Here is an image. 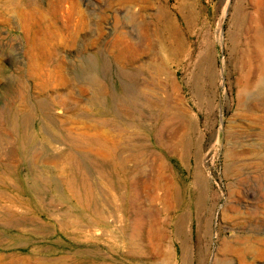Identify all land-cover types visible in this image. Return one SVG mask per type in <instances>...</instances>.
<instances>
[{
	"label": "rangeland",
	"instance_id": "374dc122",
	"mask_svg": "<svg viewBox=\"0 0 264 264\" xmlns=\"http://www.w3.org/2000/svg\"><path fill=\"white\" fill-rule=\"evenodd\" d=\"M248 29L264 37V0H0V162L26 180L18 190L0 185V192L20 197L26 204L20 212L47 228L38 235L1 227L8 242L0 246V264H264V90L253 85L240 94L251 68L239 61L240 48L256 36ZM166 39L179 47L177 57ZM99 61L107 72L96 89L81 81V73L88 66L94 71ZM126 71L139 80L158 77L155 113L167 105L178 120L165 130L166 138L177 137V150L164 152L153 139L154 121L143 128L123 117L120 98L135 88ZM97 91L115 105L118 123L98 116ZM61 99L63 109L53 114L57 127L116 144L111 154L95 149L92 140L84 150L109 167L126 161L122 168L137 183L136 191L115 192L95 175L110 202L103 215L80 219L78 233L57 224L83 208L55 198L65 189L60 150L44 139L51 112L38 113L27 146L41 148L31 160L52 181L41 193L43 211L35 209L29 167L13 155L18 141L11 116ZM148 105L136 107L140 118ZM156 174L165 181L153 190ZM132 196L139 198L135 212Z\"/></svg>",
	"mask_w": 264,
	"mask_h": 264
},
{
	"label": "bare ground",
	"instance_id": "6f19581e",
	"mask_svg": "<svg viewBox=\"0 0 264 264\" xmlns=\"http://www.w3.org/2000/svg\"><path fill=\"white\" fill-rule=\"evenodd\" d=\"M115 26H121V21L119 19H116ZM164 28L165 31L172 37L173 26L170 24H166ZM248 32H256V36L254 37V40H251L250 44L246 43L244 45V48H240L241 53L239 61H241L242 59L244 62L247 63V67L251 66V68H249V70L245 72L243 82L242 84H240L241 95H248V91L253 85L263 87L264 90V37L262 38V36L259 35L258 31L256 30L253 31L251 29H248ZM149 34H147V39L149 40H147V42L150 47L153 45L151 42V35ZM164 42V46L171 52L172 55L177 57V52L180 51L179 47H174V45L168 39H166ZM159 45L161 46L162 44ZM128 47H132V44L130 42L128 43ZM119 55H121V53H119ZM160 70L161 66H158L157 70L154 71V73L159 74ZM106 72V63L104 61H99V63L95 66L94 71L93 67L89 68L88 66V69L84 70L81 73V81L93 88L96 87V89H98L99 85L101 84V78L106 76ZM124 78H126V80H128L132 86H135V88H132L130 90V96L120 98L122 103L121 108L125 113L123 117L125 119H128L129 121H134L143 128L146 121H154L156 124L152 126L150 132L152 134L153 139L161 146L164 152L167 150H177L179 147L178 141L175 140V138L177 137L170 136L166 138L165 130L170 127H173L176 124L175 122L178 120L176 119V117H173L171 115L167 105H165V108L163 110H160L159 115L155 113V108L158 107V101L156 91H154L153 89L162 88L161 82L159 81L158 77L155 76L152 78L150 76L145 80H139L137 75L127 72V74H124ZM65 102V100L61 99L59 103L52 105L49 102L40 101L37 102L36 105L32 106V109L28 112V114L20 116V113H15L11 116V123L14 132H16L18 141L13 155L22 158V163L29 167V170L31 171L29 179L35 185L31 187L30 192L33 196H35L34 201L35 203H37L36 207L33 204L32 206L35 207V209L37 210H42V204L44 202L41 193L42 191L47 189V187L51 186L52 181L48 177H44L39 174L38 169L35 168V164L32 161L35 160V157L40 154L39 151L41 148H32L31 151H28L27 146L33 138L31 124L33 121L36 120L38 113H43L46 111L49 113L51 112L48 115L49 117H46V119H44L46 120L47 126H49L48 128L51 132H47L46 130H44V139L48 142L50 147H57H55V151H57V154L60 150L59 156L62 164L61 168L63 176L62 178H60L59 183L60 186L65 189V194L58 191V194L55 198L58 197L65 200L72 199L78 206H81L83 208V210L78 211V213H65L63 215L62 221H59V223L57 224L63 231L78 233L79 231L84 229L80 224V219L84 218L89 220L92 219L94 216L103 215L106 207L105 204L110 202L106 195L105 197H103V191L105 190L100 189L99 185L94 183L93 177L95 175L101 176L103 181H105L106 186L112 188L115 192H118L123 188L124 190L131 189L136 191L135 189H137V183L135 177L127 169L122 168L126 161H115L114 164L109 167L106 162L97 159L93 155L86 153L84 150L89 144V141L91 142L92 140V146H94L95 149L111 154L116 151V144L109 141L96 140L94 138L89 137V135H87L86 133L80 134L79 131V134H73L71 131L67 130V128H65V130L61 127H57V120L54 117V112L58 109H61ZM143 102L149 104L148 106L150 110L148 115H145V118H140V113L139 115L137 114L138 112H136V107ZM93 103L99 110V117L106 115L110 117V119H112L115 123L119 122L115 105L108 103L106 99L101 94H99L98 91L95 94V99L93 100ZM240 104L242 105V102H240ZM114 125L117 126L114 127L115 130L120 132L124 131L123 126H121V124ZM174 134H178L180 136L179 132ZM132 137L134 139H139V135H134ZM61 146L62 148H60ZM98 154H100V152H96V155ZM0 155H2L1 150ZM164 181V177H162L160 174H156V178L151 183H149V187H152L153 190L161 189L164 185ZM25 182L26 180L22 179L20 175H16L15 171L7 169L6 166L0 162L1 186L9 185L10 188L18 190L20 186H23L25 184ZM105 183H103V185ZM27 197L29 196L27 195ZM138 199L139 198H135V196L133 197V199H129V202L133 203L134 212L135 205L136 203H138ZM20 204L23 207L26 205H24L23 202H20V197L11 198L10 196H6L0 192V228L2 227L6 230H32L38 235L45 234L47 228L44 225L40 224V222L36 221V219L29 216L26 212H20ZM127 211L129 213L131 210ZM48 215L49 217H51V214ZM136 233L138 234V229ZM4 234L5 233L0 231V246H4L8 242V240L5 239L7 234ZM88 252L90 253L91 251ZM88 257L90 258V256ZM80 258L83 259V257ZM5 262L6 261H4V263ZM56 264L76 263H72L67 260H60L59 262H56ZM79 264H84V262H80Z\"/></svg>",
	"mask_w": 264,
	"mask_h": 264
}]
</instances>
